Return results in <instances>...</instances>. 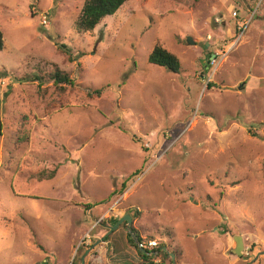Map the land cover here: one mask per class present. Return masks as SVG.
Wrapping results in <instances>:
<instances>
[{"label": "rangeland", "instance_id": "1", "mask_svg": "<svg viewBox=\"0 0 264 264\" xmlns=\"http://www.w3.org/2000/svg\"><path fill=\"white\" fill-rule=\"evenodd\" d=\"M84 1L0 0V264H144L126 214L179 264H264V0H127L78 31Z\"/></svg>", "mask_w": 264, "mask_h": 264}, {"label": "trees", "instance_id": "2", "mask_svg": "<svg viewBox=\"0 0 264 264\" xmlns=\"http://www.w3.org/2000/svg\"><path fill=\"white\" fill-rule=\"evenodd\" d=\"M127 0H85L81 12L78 15L76 20V28L78 31H91L93 30L104 18L110 15H114L126 2ZM237 12V11H236ZM238 14V12L236 13ZM4 46V36L0 27V51ZM149 62L164 67L172 72L179 73L181 70V63L176 54L169 51L165 48L160 42L156 43L152 52L149 55ZM51 80L55 86H58L61 91H64L68 88V86L73 87L75 84V79L72 78L68 73L57 69L54 74H51ZM40 79V83H42L43 76H38ZM95 93L100 94L101 90H95ZM171 235V232H168ZM131 242L134 243L138 253L141 256L144 264H165L167 262H175L179 264L181 258V252L178 248L171 249L169 245L165 242H161L160 245L155 248L158 251L157 256L161 257V261L159 263L155 262L153 258H149L147 253H144L143 249L139 248L137 244H135L132 236L128 233ZM138 235V233H137ZM139 239H142L139 236ZM153 238V237H151ZM109 239V237H107ZM112 246L116 247V243H112ZM167 246L170 252L175 254V258L170 255L169 251L163 249V247Z\"/></svg>", "mask_w": 264, "mask_h": 264}, {"label": "built area", "instance_id": "3", "mask_svg": "<svg viewBox=\"0 0 264 264\" xmlns=\"http://www.w3.org/2000/svg\"><path fill=\"white\" fill-rule=\"evenodd\" d=\"M236 13L237 12L235 11L234 12V16L235 17L238 16V14H236ZM251 19H252V16L249 19L245 18L244 21L239 25L238 28H239V30H241V32H240L241 35L243 34L246 26L248 25V23L250 22ZM92 237H93V235L91 233V230L86 232L84 234L83 238L80 241V245H82V244H88L89 245L91 243V241H92ZM157 245H158L157 240L146 241V240L142 239V240L138 241V246L141 249H145L146 248V249H150L151 250L153 247H156ZM157 262H160V260L158 259Z\"/></svg>", "mask_w": 264, "mask_h": 264}, {"label": "water", "instance_id": "4", "mask_svg": "<svg viewBox=\"0 0 264 264\" xmlns=\"http://www.w3.org/2000/svg\"><path fill=\"white\" fill-rule=\"evenodd\" d=\"M190 41H191V43H195V41L192 39V38H190ZM123 220H126L127 221V229L129 230V232L131 233V235H132V238H134L135 237V240H136V242H137V235H136V233H132V231L130 230V225H131V223H132V216L130 215V214H127V215H125L124 216V218H122L121 220H120V223L123 221ZM134 236V237H133ZM234 240H235V242H236V246L232 249V252L235 254V255H238V256H242V251H243V249H244V240H243V237L242 236H235V238H234ZM173 257L175 256V254L174 253H172L171 254Z\"/></svg>", "mask_w": 264, "mask_h": 264}, {"label": "clouds", "instance_id": "5", "mask_svg": "<svg viewBox=\"0 0 264 264\" xmlns=\"http://www.w3.org/2000/svg\"><path fill=\"white\" fill-rule=\"evenodd\" d=\"M96 222H100V221H96ZM136 235H137V233H136ZM137 240H142V239H144V237H142V239H139V237H138V235H137ZM148 240H146V239H144V240H146V241H149V240H156L155 238H147ZM157 242H158V245L156 246V247H153L151 250L150 249H143V251H144V253H147V256L149 257V258H153L154 259V261L155 262H157V260L159 259L160 261H161V257L159 256H157V254H158V251H156L155 250V248H157L159 245H160V243L161 242H159V240H157ZM135 244H138V242H136V240H135ZM163 249L164 250H166V251H169V249H168V247L167 246H165V247H163ZM244 250V249H243ZM170 252V251H169ZM173 252H170V255L172 254ZM242 254H243V251H242ZM173 257V256H172ZM175 258V257H174ZM157 263H159V262H157Z\"/></svg>", "mask_w": 264, "mask_h": 264}, {"label": "crops", "instance_id": "6", "mask_svg": "<svg viewBox=\"0 0 264 264\" xmlns=\"http://www.w3.org/2000/svg\"><path fill=\"white\" fill-rule=\"evenodd\" d=\"M116 212H120V209H119V210H116ZM122 218H124V216H123ZM122 218H121V219H122ZM121 219H120V220H121ZM120 220H119V221H120ZM88 231H89V230H88ZM83 236H84V235H83ZM83 236H82V238H83ZM82 238H81V239H82ZM232 246H233V245H232ZM84 258H85V256H83V260H84ZM174 263H175V262H174Z\"/></svg>", "mask_w": 264, "mask_h": 264}, {"label": "flooded vegetation", "instance_id": "7", "mask_svg": "<svg viewBox=\"0 0 264 264\" xmlns=\"http://www.w3.org/2000/svg\"><path fill=\"white\" fill-rule=\"evenodd\" d=\"M127 215V214H126ZM133 219V218H132ZM123 221H126V220H123ZM126 223H127V221H126ZM132 236V235H131ZM139 240H137V242H138ZM137 246H138V244H137ZM139 247V246H138Z\"/></svg>", "mask_w": 264, "mask_h": 264}]
</instances>
